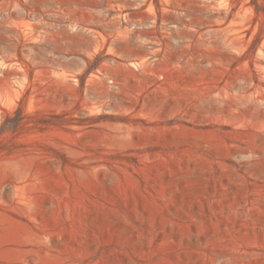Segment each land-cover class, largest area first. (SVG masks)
Here are the masks:
<instances>
[{
  "label": "rangeland",
  "instance_id": "obj_1",
  "mask_svg": "<svg viewBox=\"0 0 264 264\" xmlns=\"http://www.w3.org/2000/svg\"><path fill=\"white\" fill-rule=\"evenodd\" d=\"M0 264H264V0H0Z\"/></svg>",
  "mask_w": 264,
  "mask_h": 264
},
{
  "label": "trees",
  "instance_id": "obj_2",
  "mask_svg": "<svg viewBox=\"0 0 264 264\" xmlns=\"http://www.w3.org/2000/svg\"><path fill=\"white\" fill-rule=\"evenodd\" d=\"M64 115L52 114L39 118L36 115H30L18 106L14 112L5 111V117L0 125V136L7 134H16L24 128H46L50 126H63L68 124V120L63 118ZM10 148L0 140V154L10 152Z\"/></svg>",
  "mask_w": 264,
  "mask_h": 264
}]
</instances>
